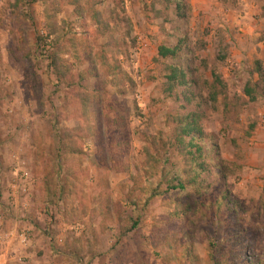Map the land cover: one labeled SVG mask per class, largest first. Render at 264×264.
<instances>
[{
  "label": "rangeland",
  "instance_id": "obj_1",
  "mask_svg": "<svg viewBox=\"0 0 264 264\" xmlns=\"http://www.w3.org/2000/svg\"><path fill=\"white\" fill-rule=\"evenodd\" d=\"M12 5L0 0V264H264V0ZM166 65L188 86L165 92ZM190 116L205 183L167 192L191 168L171 147Z\"/></svg>",
  "mask_w": 264,
  "mask_h": 264
},
{
  "label": "trees",
  "instance_id": "obj_2",
  "mask_svg": "<svg viewBox=\"0 0 264 264\" xmlns=\"http://www.w3.org/2000/svg\"><path fill=\"white\" fill-rule=\"evenodd\" d=\"M11 1L13 4L12 8L15 10L18 16L22 15L23 17H25L27 12L26 0H11ZM79 16H82L81 13H79ZM95 17L97 18V16ZM98 26H99L98 27L99 32H100V28H102L104 32L108 30L107 27L108 25L102 22L101 20L98 21ZM158 55L162 60L176 59L177 49L160 47L158 48ZM164 71L166 72L165 92L171 93L172 91L184 87L185 85H186L185 87L188 86L186 82L185 74L182 72L179 66L166 65ZM203 141H204V136L202 135L200 127L197 126V120L195 117L190 116L178 120L177 125L175 127V132L171 147L173 148L174 153H177L179 156H182L185 162L191 165V168H189L187 171L184 170L181 173L184 175L183 177L184 179L181 178L180 175H176L177 177H174L173 179L167 181L166 183L167 187L165 189L167 192L185 191L187 187L188 188L190 187V190L197 192V189L202 188V184L205 183V180L202 179V175L208 172L206 165L203 164L204 162L202 163L197 162V160L204 159V156H202ZM165 162H167V160H165ZM186 173L188 174L187 178H185ZM130 180L131 181L135 180V177H131ZM199 180H201L200 183H198ZM147 181L148 179L145 178L143 179L144 183ZM195 185L198 186L197 188L193 189ZM158 190H159L158 188H155L153 190L150 189L149 199L157 197L159 195ZM222 200L223 199H221L220 202ZM131 204L134 207L137 206V203L135 201H132ZM228 205L229 204L227 203L226 206ZM135 227H137V223H133L129 231H133ZM236 239L239 240L238 235L236 236ZM211 259L212 261H214L215 256H211ZM231 259L233 260L231 264H238L231 255L226 259V262H228L227 260H231ZM216 264H220V262H217Z\"/></svg>",
  "mask_w": 264,
  "mask_h": 264
}]
</instances>
